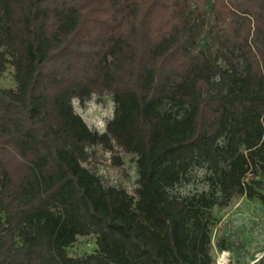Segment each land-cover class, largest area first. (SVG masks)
Listing matches in <instances>:
<instances>
[{
	"label": "trees",
	"instance_id": "obj_1",
	"mask_svg": "<svg viewBox=\"0 0 264 264\" xmlns=\"http://www.w3.org/2000/svg\"><path fill=\"white\" fill-rule=\"evenodd\" d=\"M7 64L0 264H211L210 208L264 202V0H0ZM103 91L98 132L72 99ZM111 138L137 155L134 195L81 163ZM193 167L207 188L183 194Z\"/></svg>",
	"mask_w": 264,
	"mask_h": 264
},
{
	"label": "rangeland",
	"instance_id": "obj_2",
	"mask_svg": "<svg viewBox=\"0 0 264 264\" xmlns=\"http://www.w3.org/2000/svg\"><path fill=\"white\" fill-rule=\"evenodd\" d=\"M14 68H0V86L14 87ZM74 111L94 131L105 130L113 116L114 101L110 91L91 93L83 99H72ZM109 145L91 143L81 163L94 172L105 185H116L135 194L137 167L134 152L126 150L111 138ZM250 174V173H249ZM256 185L264 193V175ZM204 169L193 167L187 181L178 186L183 194L207 188ZM218 193V192H217ZM209 215L208 253L211 264H253L264 252V202L257 196L235 193L223 204H214ZM95 234L78 235L67 246L70 255H82L95 249Z\"/></svg>",
	"mask_w": 264,
	"mask_h": 264
}]
</instances>
